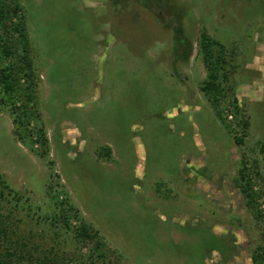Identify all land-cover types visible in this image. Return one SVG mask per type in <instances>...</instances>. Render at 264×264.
<instances>
[{"label": "rangeland", "instance_id": "374dc122", "mask_svg": "<svg viewBox=\"0 0 264 264\" xmlns=\"http://www.w3.org/2000/svg\"><path fill=\"white\" fill-rule=\"evenodd\" d=\"M20 3L32 48L33 133L17 134L16 115L0 108V187L19 197L5 190L0 214L18 255L253 264L264 247V0ZM204 32L228 53L219 109L231 133L203 90ZM243 162L259 215L236 185ZM68 203L99 234L106 261L96 242L77 241L75 220L63 226Z\"/></svg>", "mask_w": 264, "mask_h": 264}, {"label": "trees", "instance_id": "16d2710c", "mask_svg": "<svg viewBox=\"0 0 264 264\" xmlns=\"http://www.w3.org/2000/svg\"><path fill=\"white\" fill-rule=\"evenodd\" d=\"M153 9L158 16L157 11L160 10L156 4L153 5ZM201 49L204 64L209 73L203 90L209 95V101L217 118L231 133L232 129L227 125L223 111L219 109V103L226 98L222 84L229 77L226 67L228 62L226 47L219 41L208 37L204 32L201 37ZM190 51L191 49H188L187 53H190ZM33 76L32 48L25 11L20 0H0V108L7 104L16 115L15 123L18 125L17 134L19 135H22L24 131H29L30 134L33 133L29 128L33 114L26 112V109L30 108V102L34 101L32 100L34 97L27 92L31 89ZM23 81L26 84H22ZM231 105L233 109L239 111L235 100L231 102ZM237 142L244 144L243 139H237ZM106 154L111 155V152L107 150ZM251 177V169L247 163L243 162L238 178H236V185L244 194L249 209L257 210L259 215L261 214L258 211L260 206L258 198L260 196L254 190ZM5 190H8L9 196L18 201V194L11 190L5 182H2V187H0V200L6 199ZM61 211L63 214L62 224L67 230L72 228L71 221L75 220L77 222L75 229L77 241L83 245L96 242V250L99 252L100 260L107 258V253L103 252L104 244L99 238V234L83 221L78 209L68 203V207H63ZM11 227L12 225L0 214V237L3 238L0 239V264H65V261L59 262L60 260L54 257L46 256L44 259L38 256L33 257L29 252H25L27 254L24 256L18 255L20 248L17 246L18 242L12 239L11 235H14L15 232L11 230ZM2 243L6 246H3ZM26 259L28 262L24 263ZM252 262L253 264H264L263 246H258L254 250Z\"/></svg>", "mask_w": 264, "mask_h": 264}]
</instances>
